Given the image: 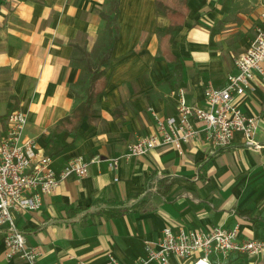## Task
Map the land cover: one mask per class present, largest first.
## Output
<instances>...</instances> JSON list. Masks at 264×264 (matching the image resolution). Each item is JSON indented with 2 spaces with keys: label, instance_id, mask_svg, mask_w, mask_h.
Listing matches in <instances>:
<instances>
[{
  "label": "crops",
  "instance_id": "1",
  "mask_svg": "<svg viewBox=\"0 0 264 264\" xmlns=\"http://www.w3.org/2000/svg\"><path fill=\"white\" fill-rule=\"evenodd\" d=\"M188 5L171 45L182 63L176 70L160 50L171 20L156 0H0V118L14 109L26 112L25 134L44 154L53 152L57 171L75 157L98 158L86 176L72 175L43 195L38 210L13 212L27 245L42 251L37 264H104L109 254L136 264L145 243H158L165 227L174 233L238 228L239 241H264V75L256 73L236 96L241 111L258 120L260 149L245 146L236 133L224 148L199 138L181 150L163 146L123 157L130 143L155 130L154 113L177 115L174 89H182L190 105L207 108L205 85L222 87L238 72L234 61L255 40L264 13V0ZM105 55L108 85L96 120L56 133L85 99L92 70ZM4 125L0 120V131ZM113 158H119L116 168ZM4 252L0 229V264H27L7 260ZM194 261L170 258V264ZM220 261L264 264V251Z\"/></svg>",
  "mask_w": 264,
  "mask_h": 264
},
{
  "label": "built area",
  "instance_id": "2",
  "mask_svg": "<svg viewBox=\"0 0 264 264\" xmlns=\"http://www.w3.org/2000/svg\"><path fill=\"white\" fill-rule=\"evenodd\" d=\"M234 65L238 72L228 74L222 87L212 83L205 85L207 108L187 103L182 89L173 91L172 94L178 96L177 115L161 117L154 113L155 130L130 143L123 157H141L163 146L181 150L183 144L199 138L224 148L231 144L236 133L242 134L245 146L260 149L262 145L254 137L258 120L241 111L236 96L246 92L256 73L264 75V13L255 40L235 59ZM27 120L26 112L12 110L0 131V229L5 230L4 256L7 260L18 258L27 264H37L42 251L39 246L27 245L13 212L38 210L43 195L53 193L61 181L72 175L86 176L90 163L98 158L75 157L57 171L52 158L25 134ZM118 162L119 158H113L111 166L116 168ZM263 251L264 241H239L238 228L227 230L213 226L207 231L180 229L174 233L170 227H165L158 243H145V256L136 264H170L171 256L195 257L194 264H221L220 259L234 253L253 257ZM77 264L87 263L79 261ZM104 264L122 263L109 254Z\"/></svg>",
  "mask_w": 264,
  "mask_h": 264
},
{
  "label": "trees",
  "instance_id": "3",
  "mask_svg": "<svg viewBox=\"0 0 264 264\" xmlns=\"http://www.w3.org/2000/svg\"><path fill=\"white\" fill-rule=\"evenodd\" d=\"M188 1L189 0H186V2L179 5L165 0H156L158 11L167 15L171 20L169 28L162 35L160 40V50L163 56L171 64H173L174 69L176 70L182 69V63L180 59L172 53L171 45L174 41L175 34L179 31V29L184 27L185 19L190 9ZM107 59L108 55L103 56L99 60L98 65H96V67L92 70L89 84L85 89V99L73 109L70 116H67L59 121L55 128L56 133H74L78 131L85 118H87L90 122L96 120V104L98 103L100 97L104 95L108 85V77L106 76L107 71L101 68L102 65L106 63ZM8 114L5 117H1L0 120L6 121ZM46 155L51 157L53 156V152L46 148Z\"/></svg>",
  "mask_w": 264,
  "mask_h": 264
},
{
  "label": "rangeland",
  "instance_id": "4",
  "mask_svg": "<svg viewBox=\"0 0 264 264\" xmlns=\"http://www.w3.org/2000/svg\"><path fill=\"white\" fill-rule=\"evenodd\" d=\"M179 89H180V88L174 89V92H177V91H179Z\"/></svg>",
  "mask_w": 264,
  "mask_h": 264
}]
</instances>
